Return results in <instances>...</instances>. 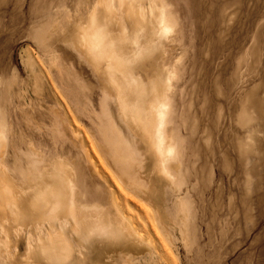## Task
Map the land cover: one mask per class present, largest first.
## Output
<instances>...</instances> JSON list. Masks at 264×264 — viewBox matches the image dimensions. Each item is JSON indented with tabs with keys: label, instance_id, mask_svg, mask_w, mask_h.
<instances>
[{
	"label": "rangeland",
	"instance_id": "374dc122",
	"mask_svg": "<svg viewBox=\"0 0 264 264\" xmlns=\"http://www.w3.org/2000/svg\"><path fill=\"white\" fill-rule=\"evenodd\" d=\"M90 45L158 80L160 168ZM0 138V264H264V0H0Z\"/></svg>",
	"mask_w": 264,
	"mask_h": 264
},
{
	"label": "bare ground",
	"instance_id": "6f19581e",
	"mask_svg": "<svg viewBox=\"0 0 264 264\" xmlns=\"http://www.w3.org/2000/svg\"><path fill=\"white\" fill-rule=\"evenodd\" d=\"M167 32H168V27L164 26L163 27V33L165 34ZM157 49L158 48L152 49V50H146L144 52V54L142 55V57L143 56L145 58L151 57L152 54L154 52H156ZM88 51L89 52H86V50H85L86 53L91 54L92 59L94 60V64L97 66V69H99L100 72H101V68H100L99 60H101V62H102L103 59L107 58V59H109V61H111V66H109L102 73H104V75H107L109 78H111V81L117 86L116 88L118 89V92L122 91V92L126 93V94L121 93V95L119 96V107L121 108L124 116L127 119H130L127 122L132 123L131 126L132 127L134 126V128H135L134 130L137 131L135 126L138 127L140 132H137V134L139 135V133H140V135H141V133H144V135L146 136V139L148 140L147 143H148V146L150 148V151L152 152L154 150L153 151L154 167H156L157 169L160 168L161 164L158 162L159 161L158 155L159 154L162 155V154H161V145L159 144V142L162 143L163 141H162V138L159 134V130H160L159 125L162 124L163 116L165 113V108L163 107L162 102H161L162 105L160 106V107H162V109L158 108L157 92L159 89H162L161 86L159 85L158 80L153 81V82L151 80H149L150 82H152V84L149 86V88L145 87L140 81H136L135 79H133V77L131 78L132 74H131V76H129L128 74H123L119 71L120 70L119 69L120 62L117 61L118 60L117 57L114 56V57L109 58V56L108 55L105 56L106 54L104 55V52H101V50L99 48H96L95 46L92 47V45H90V47H88ZM143 63H144V61H143ZM141 68H142V65H141ZM162 72H163V70H162ZM121 74H123V76H126V77H120ZM134 124H136V125H134ZM147 140H145V141H147ZM0 141H1V138H0ZM3 144H4L3 141H1L0 142V148H1V145H3ZM59 166H56L54 168V173L56 175L61 174V171L59 170ZM157 169H156V171H157ZM157 173H159V172H157ZM59 179L61 180V178H59ZM2 182L3 181L0 178V185ZM53 182H55V184H58L57 180H53ZM9 184L13 185L12 180H9ZM53 190H54L53 188L52 189L47 188L45 190V195L50 196V194H53ZM42 195H43V192H42ZM42 195L38 196V198H37L36 212H34L35 216L37 217L38 220L42 219L41 221H44V222H45V219H47V218L51 219L48 222H46V224H44V226H46L47 229L51 228L50 225L58 227L57 229H60L58 222H57L58 221L57 216L59 213H58V207L55 203L56 201L52 203L48 199L44 200V196H42ZM69 196H71V195H69ZM116 196H118V195H116ZM2 197H3L2 194H0V214L5 212L4 207H3V205H5V204H4V200ZM69 198H71V197H69ZM53 199H56V196H54ZM12 201H14V200H12ZM65 212H67L66 208H65ZM62 213L64 214V212H62ZM67 214L68 215H66V217L68 218V220L70 222L75 221L74 220L75 216L73 215L72 207L70 208V211L68 210ZM26 216H27V214L24 213L22 216V219H24V217L26 218ZM59 217H61V215ZM113 227H114V225H112L110 223L104 224V222H98V223L90 226L89 234L96 232V234L99 233L98 234L99 236H100V234L105 235L109 231L111 232ZM120 235H121V233H120ZM94 236H95V234H94ZM57 237H60V236L58 235ZM88 238H90V237H88ZM56 241L58 244H60V247L62 249L65 248V251L67 253L66 257H67L69 254V251L71 250V247L68 244L69 242L67 240H64L61 238H58ZM82 258H80V261ZM74 264H76V263H74Z\"/></svg>",
	"mask_w": 264,
	"mask_h": 264
},
{
	"label": "crops",
	"instance_id": "0c3cea01",
	"mask_svg": "<svg viewBox=\"0 0 264 264\" xmlns=\"http://www.w3.org/2000/svg\"><path fill=\"white\" fill-rule=\"evenodd\" d=\"M128 124H129L130 126L132 125V123H129V122H128ZM131 128H133V130L135 129L134 126H133V127L131 126ZM134 131L137 133L136 130H134ZM3 143H4V142H3ZM148 148H149V146H148ZM149 150H150V148H149ZM150 153L152 154L151 151H150ZM154 169H155V168H154ZM155 171H156V169H155ZM71 186L74 188L72 182H71ZM71 204H72V206H73V210H74L75 212H77V208H76L75 200L71 201Z\"/></svg>",
	"mask_w": 264,
	"mask_h": 264
}]
</instances>
